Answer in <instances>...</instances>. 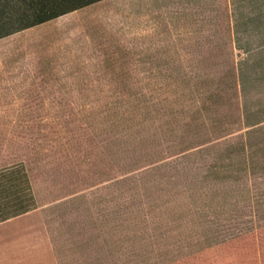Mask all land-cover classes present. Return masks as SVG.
<instances>
[{
  "label": "rangeland",
  "instance_id": "obj_1",
  "mask_svg": "<svg viewBox=\"0 0 264 264\" xmlns=\"http://www.w3.org/2000/svg\"><path fill=\"white\" fill-rule=\"evenodd\" d=\"M12 162L57 264H264V0H98L0 37Z\"/></svg>",
  "mask_w": 264,
  "mask_h": 264
},
{
  "label": "trees",
  "instance_id": "obj_2",
  "mask_svg": "<svg viewBox=\"0 0 264 264\" xmlns=\"http://www.w3.org/2000/svg\"><path fill=\"white\" fill-rule=\"evenodd\" d=\"M98 0H0V37L43 23ZM49 70V69H47ZM22 163L0 166V221L33 208Z\"/></svg>",
  "mask_w": 264,
  "mask_h": 264
},
{
  "label": "crops",
  "instance_id": "obj_3",
  "mask_svg": "<svg viewBox=\"0 0 264 264\" xmlns=\"http://www.w3.org/2000/svg\"><path fill=\"white\" fill-rule=\"evenodd\" d=\"M31 211L10 217L0 224V264H57L49 235L40 214Z\"/></svg>",
  "mask_w": 264,
  "mask_h": 264
}]
</instances>
